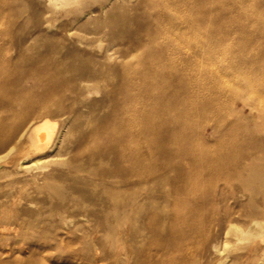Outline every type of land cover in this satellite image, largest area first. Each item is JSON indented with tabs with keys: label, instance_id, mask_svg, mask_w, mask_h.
I'll use <instances>...</instances> for the list:
<instances>
[{
	"label": "rangeland",
	"instance_id": "1",
	"mask_svg": "<svg viewBox=\"0 0 264 264\" xmlns=\"http://www.w3.org/2000/svg\"><path fill=\"white\" fill-rule=\"evenodd\" d=\"M6 1L22 9L17 13L0 11V43L12 40L33 49L31 53L39 57L41 71L59 60L65 62L64 66L72 64L73 52L86 60L102 56L105 47L111 48L112 64L128 62L135 69L137 61L148 62L152 51L163 48L159 37L166 29L158 19L164 0H82L59 8H53L47 0ZM182 1L189 5L182 4L170 15L189 18L199 9L208 13V19L194 31L227 33L219 39L220 50L210 59L207 53L192 55L187 46L169 56L177 66L172 74L180 70L182 79L192 81L188 95L193 101L189 128L193 140L210 141L220 147L242 142L243 149L252 150V145L257 147L264 142V0ZM82 7L86 8L85 13H80V21L75 20ZM181 30L189 31L187 27ZM16 49L12 55L17 54ZM241 55L253 56L256 63H238ZM70 74L73 73L68 71L65 76ZM105 89L102 84L98 91L93 90L88 97L91 106L83 107L80 113L101 116L108 112L110 108L104 107L102 101ZM33 90L39 92L42 88ZM5 97L11 102L14 99L10 95ZM208 98L213 99L214 108H209L207 114L202 108L197 113L195 106ZM16 114L14 111L10 115ZM48 118L56 123L57 131L62 128L60 116ZM83 118L80 117V130L66 128L64 155L59 158L64 163L53 160L34 169L38 173L44 171L40 175L51 173V181L57 183L65 197L59 198L46 188L38 192L28 184L11 189L10 196L0 205V264H217L219 259L224 260L223 264H264V235L256 234L251 220V210L263 204L262 194L256 192L251 201V191L241 186L242 196L235 200L232 196L240 184L236 179L208 185L198 182L192 189L188 183L182 194L179 191L178 202L172 199L181 183L174 186L165 182L160 188L150 183L148 191L144 189L139 196L137 207L125 205L117 217L112 215L113 209L101 192L104 177L100 174L112 163L101 158L102 162L97 158L95 163H88L87 152L80 153L78 174L70 173L67 163L77 162L76 158L72 161L77 138L97 126L95 122L87 124ZM146 146L144 143L143 147ZM209 157L215 158L217 153L212 152ZM181 161L184 162L178 157L173 160L176 165ZM222 171L250 174L248 169L232 171L224 164ZM258 171L262 173L264 169ZM168 175L174 177L176 172L170 171ZM262 180L260 177L257 183H264ZM7 188L0 186V194ZM73 195L80 197L81 204L74 202ZM146 195H153V199H145ZM240 203L242 216L235 220L242 225V236L233 232L221 234L218 220L223 219L226 211L237 210ZM174 212L182 217L173 219ZM153 214L161 217L151 222ZM259 219L264 221V215ZM210 244H217L221 251L211 250Z\"/></svg>",
	"mask_w": 264,
	"mask_h": 264
},
{
	"label": "bare ground",
	"instance_id": "2",
	"mask_svg": "<svg viewBox=\"0 0 264 264\" xmlns=\"http://www.w3.org/2000/svg\"><path fill=\"white\" fill-rule=\"evenodd\" d=\"M47 1L53 8H59L82 0ZM164 2L158 19L165 24L166 29V33L159 37L162 39L163 48L161 51H152V58L148 62L137 61L135 69L128 62L112 64L111 48L105 47L102 56H94L90 60L82 59L80 53L72 51L71 56L66 53L71 57L72 64L64 66L65 62L59 60L52 67L41 71L39 57L31 53L33 49L24 48L23 43L12 40L0 43V186L8 187L0 194V205L10 196L11 189L23 188L28 184L35 186L38 192L46 188L59 198L63 196L57 183L51 181L54 179L51 173L40 175L44 171L38 173L34 169L43 168L53 160L64 163L59 158L64 155L66 128L71 126L80 130L81 116L87 124L95 122L97 126L81 139L77 138L72 147L75 154L72 161L76 158L77 162H67L70 173L78 174L80 171V153L87 152L88 163L91 164L97 158L110 161L112 167L107 166L108 168L100 172L104 177L101 181V192L113 209L112 215L115 217L125 205L137 207L139 196L143 195L144 189L148 191L146 189L150 183L158 188L165 182L174 186L181 183L182 187L179 186L180 189L172 199L178 202L180 192L182 194L183 187L188 183L192 189L198 182L208 185L215 181L233 182L236 179L240 184L238 183L239 187L236 185L238 192L232 196L235 200L242 196V186L251 191L250 200L255 197L256 192L261 193L264 204V183H257V179L264 178V172L258 171L264 169V160H261L262 157L264 159V142L257 147L252 145L253 149L247 150L242 148V142L220 147L210 141L193 140L194 134L189 129L194 114L193 101L188 95L192 81L182 79L180 70L172 74V69L177 66L169 58L171 54H176L187 46L191 47L192 55L207 53L210 59L220 50L219 39L227 33L196 32L195 29L207 23L208 13L197 9L192 17H177L170 13L182 4H189L182 0ZM21 9L19 6H10L6 0L0 2L1 12L8 10L17 13ZM85 11L84 7L78 9L75 20L80 21V13L83 16ZM185 27L189 31L184 33L181 29ZM14 48H17L16 55H12ZM242 60L249 66L256 63L251 55L237 58L238 63ZM68 71L73 73L70 74L72 77L65 76ZM102 84L106 88L102 101L104 107L106 105L110 108L108 112H102L101 116L80 113L83 107L91 106L88 97L93 90L98 91ZM35 88H42V91L35 92ZM169 88L173 90L169 91ZM6 95L13 96V101L5 97ZM201 108L207 114L209 108H214L213 99L208 98L206 102L195 106V111L199 113ZM14 111L17 114L12 117L10 114ZM49 115L61 117L62 128L59 131L56 130V123L48 118ZM30 116V120H27ZM167 125L168 129L162 128ZM144 143L147 144L146 147H143ZM212 152L217 153V157L210 158ZM243 153L245 160H242ZM176 157L184 162L176 165L173 162ZM223 164L232 171L248 169L250 174L223 173ZM170 171H175L176 175L169 177ZM227 197L226 195L225 198ZM145 199H153V195H146ZM73 200L81 204L80 197L74 196ZM143 201H146L144 197ZM263 204L260 203L251 210V220L258 236L264 235V221L259 219L264 215ZM174 213L173 219L182 217V214ZM236 216H242L241 203L237 210L226 211L223 219L218 220L221 234L233 232L242 236V225L235 220ZM160 217L153 214L151 222ZM251 231L249 228V232ZM210 249L221 251L217 244H210ZM114 252L116 254L119 251ZM223 263V259L217 262Z\"/></svg>",
	"mask_w": 264,
	"mask_h": 264
}]
</instances>
